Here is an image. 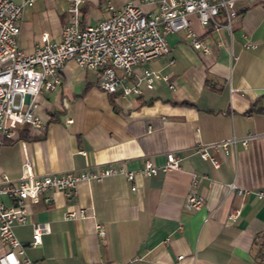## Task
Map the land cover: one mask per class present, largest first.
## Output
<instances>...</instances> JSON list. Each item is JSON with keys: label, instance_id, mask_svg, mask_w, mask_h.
Masks as SVG:
<instances>
[{"label": "crops", "instance_id": "crops-1", "mask_svg": "<svg viewBox=\"0 0 264 264\" xmlns=\"http://www.w3.org/2000/svg\"><path fill=\"white\" fill-rule=\"evenodd\" d=\"M107 1L120 7L126 0H84L80 23L105 16ZM236 9L231 36L190 16L210 53L194 48L183 31L167 33L169 50L135 66L167 78L142 82L140 93H109L99 86L98 69L68 59L60 83L41 88L44 124L23 125L28 134L20 138L0 132V177H19L25 161L34 173H47L110 162L137 169L145 156L158 165L169 150L180 156L178 168L137 173L135 189L117 173L81 180L70 194L50 189V199L28 200V219L13 230L33 264H123L135 256L137 264H264V196L253 192L264 189V0H237ZM68 17L67 0L23 4L18 46L32 51L45 31L60 39ZM249 133L247 144L238 139L229 152L209 146L217 166L194 149ZM191 171L204 197L195 210L183 206ZM232 181L252 191H229ZM231 207L240 208L235 218L228 216ZM80 208L85 215L65 216ZM35 223L44 230L32 244Z\"/></svg>", "mask_w": 264, "mask_h": 264}, {"label": "built area", "instance_id": "built-area-1", "mask_svg": "<svg viewBox=\"0 0 264 264\" xmlns=\"http://www.w3.org/2000/svg\"><path fill=\"white\" fill-rule=\"evenodd\" d=\"M31 1L0 0V132L4 137L17 135L23 125L36 130L44 124L39 114L41 88L52 89L60 83V69L68 59H73L80 67L98 69L99 86L109 93H140L142 82L152 86L154 79L167 78V75L148 67L135 71L139 63L169 50L167 33L182 30L194 48L210 53V44L194 29L190 16L195 15L202 26L211 29L224 27L231 36L232 21L237 15V0H140L153 3L149 9L133 0H126L120 7L107 1L105 16L81 24L79 5L84 0H67L69 17L62 26L61 38L52 40L48 32H42L35 48L26 52L17 44L18 19L23 4ZM245 46H255V43L248 41ZM251 137L250 133L231 136L212 144L198 143L194 149L203 159L208 158L217 166L218 159L210 153L209 146L219 144L229 152L230 146L233 147L238 139L247 144ZM179 159L178 154L169 150L162 165L145 156L137 169L110 162L47 173H34L29 162L25 161L19 177L10 178L3 173L0 177V242L4 249L0 252V264H33L13 230L14 223L28 219V200L50 199L45 194L50 189H61L70 194L81 180H100L117 173L123 174L131 182V189H135L137 173L151 175L159 168H178ZM197 179L198 173L191 171L183 200V206L188 210L198 209L204 203L203 195L196 190ZM227 186L229 191L236 190L241 194L252 191L234 181ZM253 192L264 196V189ZM2 196L9 201L3 200ZM239 213V207H231L228 216L235 218ZM75 215H85V210L65 212L66 217ZM96 226L103 233V227L99 223ZM42 230L43 225L34 224L32 244L40 241ZM262 244L264 259V241ZM178 257H182V253ZM139 258L135 256L123 264H137Z\"/></svg>", "mask_w": 264, "mask_h": 264}, {"label": "trees", "instance_id": "trees-1", "mask_svg": "<svg viewBox=\"0 0 264 264\" xmlns=\"http://www.w3.org/2000/svg\"><path fill=\"white\" fill-rule=\"evenodd\" d=\"M17 131H18V133L14 138H20L23 136H27V134H28V129L26 127H23V126H21Z\"/></svg>", "mask_w": 264, "mask_h": 264}, {"label": "rangeland", "instance_id": "rangeland-1", "mask_svg": "<svg viewBox=\"0 0 264 264\" xmlns=\"http://www.w3.org/2000/svg\"><path fill=\"white\" fill-rule=\"evenodd\" d=\"M180 31H182V30H180Z\"/></svg>", "mask_w": 264, "mask_h": 264}]
</instances>
